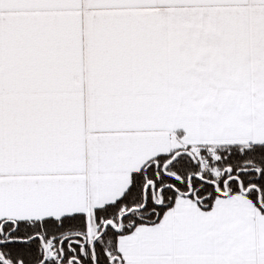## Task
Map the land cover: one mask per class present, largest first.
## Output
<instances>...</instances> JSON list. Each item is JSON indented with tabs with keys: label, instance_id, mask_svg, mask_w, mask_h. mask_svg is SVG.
Here are the masks:
<instances>
[{
	"label": "snow or ice",
	"instance_id": "snow-or-ice-1",
	"mask_svg": "<svg viewBox=\"0 0 264 264\" xmlns=\"http://www.w3.org/2000/svg\"><path fill=\"white\" fill-rule=\"evenodd\" d=\"M0 264H264V0H0Z\"/></svg>",
	"mask_w": 264,
	"mask_h": 264
}]
</instances>
